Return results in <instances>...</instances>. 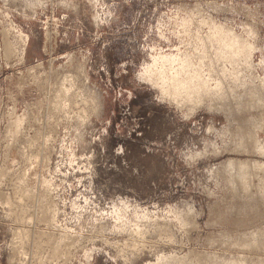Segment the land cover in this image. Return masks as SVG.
<instances>
[{
    "label": "rangeland",
    "instance_id": "rangeland-1",
    "mask_svg": "<svg viewBox=\"0 0 264 264\" xmlns=\"http://www.w3.org/2000/svg\"><path fill=\"white\" fill-rule=\"evenodd\" d=\"M0 264H264V0H0Z\"/></svg>",
    "mask_w": 264,
    "mask_h": 264
},
{
    "label": "bare ground",
    "instance_id": "bare-ground-1",
    "mask_svg": "<svg viewBox=\"0 0 264 264\" xmlns=\"http://www.w3.org/2000/svg\"><path fill=\"white\" fill-rule=\"evenodd\" d=\"M222 29H223V28H222ZM223 31H224V30H223ZM218 32H219V31H218ZM225 32H226V30H225ZM225 32H224V33H225ZM215 33H216V32H215ZM224 33H223V34H224ZM220 34H221V33H220ZM223 34H222V35H223ZM226 34H227V35H230V32H229V34H228V33H226ZM231 34H233V33L231 32ZM222 35H220V36H222ZM224 36H225V34L223 35V37H224ZM230 36H231V35H230ZM233 36H234V35H233ZM210 37H211V36H210ZM217 37H218V36H217ZM226 38H228V37L226 36ZM235 38H236V37H235ZM220 39H221V38H220ZM224 39H225V37H224ZM221 40H223V39H221ZM229 40H230V39H229ZM234 40H235V39H234ZM234 40H231V42L233 41L232 43H237V40H236V42H235ZM215 41H217V40L215 39ZM218 41H220V40H218ZM227 41H228V40H227ZM221 42H223V41H221ZM221 42H220V43H221ZM231 42H229V43H231ZM238 42H239V41H238ZM210 43H211V42H210ZM218 43H219V42H218ZM225 43H226V42H225ZM244 43H245V42H244ZM212 44H213V43H212ZM214 44H215V43H214ZM221 44H222V43H221ZM227 44H228V43H227ZM240 44H241V43H240ZM219 45H220V44H219ZM223 45H224V43H223ZM225 45H226V44H225ZM225 45H224V46H225ZM246 45H247V44H246ZM230 46H231V45H230ZM232 46H234V44H232ZM242 46H244V44H243ZM242 46H241V51H242ZM217 47H218V46H217ZM219 47H220V46H219ZM219 47H218V49H220ZM227 47H228V46H227ZM235 47H236V46H235ZM239 47H240V46H239ZM245 47H246V46H245ZM247 47H248V46H247ZM247 47H246V49H247ZM230 48H231V47H230ZM232 48H233V47H232ZM222 49H223V48H222ZM222 49H220V50H222ZM228 49H229V47H228ZM243 49H244V47H243ZM248 49H249V48H248ZM248 49H247V50H248ZM213 50H214V48H213ZM223 50H224V49H223ZM225 50H226V49H225ZM234 50H235V48H234ZM247 50H246V51H247ZM205 52H206V51H205ZM220 52H221V51H220ZM220 52H219V53H220ZM238 52H239V50H238ZM216 53H217V52H216ZM228 53H229V51H228ZM239 53H240V52H239ZM239 53H238V54H239ZM223 54H224V53H223ZM226 54H227V52H226ZM235 54H236V53H235ZM242 54H243V51H242ZM216 55H217V54H215V56H216ZM218 55L221 56V53L218 54ZM224 55H225V54H224ZM224 55H223V56H224ZM229 55H230V54H229ZM229 55H228V56H229ZM231 55H232V57H233V54H232V53H231ZM219 56H218V58H219ZM223 56H222V57H223ZM171 57H172V56H171ZM171 57H170V58H169V57H166V58H164V60H166L167 63H168V62H171L172 59H173V58H171ZM225 57H226V56H225ZM232 57H231V58H232ZM234 57H235V55H234ZM240 57H241V56H239V57L237 56V58H239V59H240ZM206 58H207V57H206ZM226 58H227V57H226ZM207 59H208V58H207ZM222 60H224V59H222ZM230 60H231V59H230ZM232 60H235V59H232ZM215 61H216V60H215ZM219 61H220V60H219ZM224 61H225V60H224ZM228 61H229V60H228ZM162 62H163V61H162ZM212 62H213V61H212ZM239 62H240V61H239ZM214 63H215V62H214ZM214 63H213V65H214ZM185 64H187V63H185ZM185 64H183V65H185ZM188 64H189V63H188ZM218 64H219V63H218ZM238 64H239V63H238ZM213 65H212V66H213ZM163 66H164V65H163ZM171 66H172V65H171ZM234 66H235V65H234ZM186 67H187V66H186ZM214 67H215V66H214ZM216 67H217V66H216ZM164 68H165V67H164ZM182 69H183V68H182ZM214 69H215V68H214ZM184 70H185V69H184ZM188 71H189V70H188ZM188 71H187V72H188ZM148 72H150V71H148ZM148 72H147V74H148ZM159 72H160V71H159ZM162 72H163V71H162ZM165 72H166V71H165ZM193 72H194V71H193ZM168 73H169V72H168ZM150 74H151V73H150ZM152 74H153V73H152ZM155 74H156V73H155ZM178 74H179V73H178ZM184 74H185V73H184ZM186 75H188V74H186ZM170 76H171V75H170ZM192 76H193V75H192ZM148 77H150V76H148ZM157 77H158V76H157ZM174 77H176V76L174 75ZM177 77H178V76H177ZM153 78H154V77H153ZM185 78H186V77H185ZM173 79H175V78H172V76H171V78H169V75H167V74H163V75H160L158 78H155V79H152V80H153L154 86H155V84H156V86L160 87L161 90L164 91V94H165V92H166V93L172 95V97H173V96L176 95L178 92H180V91H178V89L181 88V87L178 88L179 86L176 85V84L179 83V82L177 83L176 80H175V81H176V82H175L176 84L173 83ZM176 79H178V78H176ZM183 79H184V78H183ZM180 80H181V79H180ZM191 80H192V79H191ZM182 81H183V80H182ZM184 81H185V80H184ZM184 81H183V82H184ZM198 81H199V80H198ZM180 82H181V81H180ZM187 82H189V84H190L191 81H188V78H187ZM159 83H161V84H159ZM187 84H188V83H187ZM191 84H192V82H191ZM197 84H198V83H197ZM199 84H200V83H199ZM179 85L181 86V84H179ZM183 85H184V84H183ZM185 85H186V82H185ZM203 85H204V84H203ZM187 86H188V85H187ZM191 86H192V85H191ZM191 86H190V89H191ZM196 86H197V85H196ZM184 87H186V86H184ZM194 87H195V86H194ZM198 87H201V86H198ZM177 88H178V89H177ZM182 88H183V87H182ZM185 89H186V88H185ZM218 89H219V88H218ZM186 90H187V89H186ZM194 90H195V89H192V90H190V91H193V92H194ZM200 90L202 91V89H200ZM203 90H204V89H203ZM190 91H186V92H190ZM197 91H199V89H198ZM218 91H219V90H218ZM181 93H182V92H181ZM190 93H191V92H190ZM203 94H205V93H203ZM203 94H202V95H203ZM170 95H168V96H170ZM178 95H179V94H178ZM178 95H177V96H178ZM177 96H176V97H177ZM189 96H190V95H189ZM189 96H188V97L185 96V97H186V98H189ZM170 97H171V96H170ZM176 97H175V98H176ZM181 97H182V96H181ZM181 97H180V98H181ZM190 98H191V96H190ZM171 99H172V98H171ZM174 102H175V101H174ZM189 104H190V103H189Z\"/></svg>",
    "mask_w": 264,
    "mask_h": 264
}]
</instances>
